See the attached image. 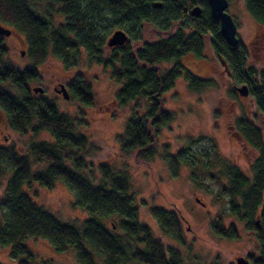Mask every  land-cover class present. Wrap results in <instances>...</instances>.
Segmentation results:
<instances>
[{
	"label": "trees",
	"instance_id": "16d2710c",
	"mask_svg": "<svg viewBox=\"0 0 264 264\" xmlns=\"http://www.w3.org/2000/svg\"><path fill=\"white\" fill-rule=\"evenodd\" d=\"M242 2L262 28L264 0ZM196 4L201 11L193 17L190 10ZM55 15L62 20L57 22ZM0 23L24 34L34 65L50 53L64 67H75L85 55L87 61L108 73L117 84L113 101L120 106L131 104L118 145L137 163H145L155 155L159 130L173 120V113L163 109L162 95L174 86L175 80L182 75L188 89L197 93L212 85L211 79L192 75L180 63L186 54H199L207 34L215 55L234 71L239 83L246 85L264 121V69L246 65L240 43L236 47L226 45L206 0H46L42 13L33 9L30 0H0ZM113 27L126 30L129 42L106 47ZM150 32L158 35L157 40H145V34ZM6 52L1 44L0 108L8 125L21 135L47 132L52 141L30 142L25 155L0 151V159L4 158L9 166V177L0 194V245L8 246L10 255L19 258L17 264L37 262L23 244L27 238L46 241L56 253L72 248L77 264H183L177 248L165 247L147 225L139 222L126 173L115 172L106 163H98L99 177L93 172L88 177L80 173L86 168L92 146L85 136L75 132L72 118L59 113L54 103L40 93L28 91V83L38 78L35 66L15 67L4 60ZM161 62L172 64L161 69L157 66ZM68 88L72 99L86 106L93 104L90 85L83 78L74 77ZM140 99L145 104L143 113L139 111ZM234 126L258 151L250 166L251 176L212 153L211 166L217 164L219 171L210 177L219 184L226 179L221 192L228 196V211L254 231L258 255L252 257V264H264V143L260 129L245 118L237 119ZM168 160L175 171L179 163L176 156ZM32 161L42 167L32 170ZM3 171L0 167V175ZM58 180L72 191V205L88 215L80 227L59 221L25 191L30 183L49 189ZM148 214L159 231L180 239L182 218L178 212L151 206ZM258 214L256 225L254 218ZM111 216L119 219L118 226L104 225L103 220ZM114 226L122 235L112 230ZM212 229L218 236L236 237L234 230H224L220 224L213 223ZM39 264L52 262L40 260Z\"/></svg>",
	"mask_w": 264,
	"mask_h": 264
},
{
	"label": "rangeland",
	"instance_id": "374dc122",
	"mask_svg": "<svg viewBox=\"0 0 264 264\" xmlns=\"http://www.w3.org/2000/svg\"><path fill=\"white\" fill-rule=\"evenodd\" d=\"M30 1L38 13H42L46 7V0ZM227 1L226 12L236 25L237 38L245 50L246 65L258 70L264 69V26H257L242 0ZM54 17L57 22L62 20L59 15ZM3 27L16 34L1 40L7 49L4 60L19 68L35 66L38 78L30 81L27 89L33 93L32 87L43 88L44 92L37 94L52 101L59 113L72 118L75 121V132L85 136L88 145L92 146L86 168L81 174L88 177L93 172L94 176L99 177L98 163L108 164L115 172L126 173L139 222L147 225L165 247L177 248L182 255L183 264H231L234 256L246 253L257 257V244L254 235L250 234L249 226L228 211V196L221 192V185L226 184V179H222V184H219L210 177L219 171L217 164L211 166L210 159L212 153H215L250 177V166L257 158L258 151L244 139L242 143L236 141L230 136L229 128L235 125L237 119L245 118L260 129L264 143V121L253 97L249 93L242 97L234 91V87L244 83H239L234 71L229 70L215 55L208 34L203 37L199 54H186L181 57L180 63L192 75L211 79L212 85L198 93L193 92L188 89L181 75L175 80L174 86L163 93V109L173 113V120L167 127L159 130L155 155L141 164L134 160L132 154L126 155L119 148L117 138L123 135L131 104L120 106L113 101L117 84L101 66L87 61L85 55H81L75 67L66 68L50 53H47L40 64L34 65L28 56L29 48L24 34L5 25ZM117 29L124 30L113 27L110 33ZM144 38L157 40L158 35L150 32ZM171 64L161 62L157 66L168 69ZM76 76L89 83L93 99L91 106L72 99L69 88L68 99L52 90L58 84L69 87ZM7 92L16 94L15 90ZM140 100L139 111L143 113L145 104ZM33 141L51 142L52 139L47 132L21 135L13 131L8 125L6 114L0 108V151L11 150L25 155L28 144ZM173 156L179 162L175 165V171L168 160ZM32 163V170L42 167L41 163ZM0 167L4 169V173L0 175L1 194L9 177V166L4 158L0 159ZM25 188L35 203L63 223L80 227L88 216L83 209L72 205L73 193L62 180L56 181L49 189L35 183H30ZM151 206L179 213L185 221L180 226L179 240L159 231L155 220L148 214ZM254 219H260L259 214ZM103 222L107 227H112V224L118 226L119 219L111 216ZM212 223L220 224L227 231L234 230L236 238L216 235L210 226ZM188 226L189 232L186 230ZM112 230L122 235L116 226ZM23 244L37 259L36 264L40 260H50L52 264H77L72 248L56 253L46 241L36 238H27ZM18 260L19 258L10 255L8 246L0 245V264H17Z\"/></svg>",
	"mask_w": 264,
	"mask_h": 264
},
{
	"label": "water",
	"instance_id": "95a60500",
	"mask_svg": "<svg viewBox=\"0 0 264 264\" xmlns=\"http://www.w3.org/2000/svg\"><path fill=\"white\" fill-rule=\"evenodd\" d=\"M209 13L213 20L218 22L219 25V34L222 40L228 45L229 47H236L239 44V39L236 35V25L233 22L231 16L226 12L228 1L227 0H206ZM158 6V4H156ZM200 6L198 4L194 5L191 10L190 14L193 17H197L200 14ZM11 33L10 29H7L0 25V35L7 36ZM128 36L123 30H114L106 40V47H116V46H123L127 43ZM23 54V53H22ZM234 91L242 97L248 95V89L246 85L236 86L234 87ZM33 93H42L43 88L41 87H33ZM57 93L61 94L64 99H68L69 95L64 87L63 84L59 85V88L56 90ZM235 264H249L246 259L243 257H238L235 259Z\"/></svg>",
	"mask_w": 264,
	"mask_h": 264
},
{
	"label": "flooded vegetation",
	"instance_id": "af4514ba",
	"mask_svg": "<svg viewBox=\"0 0 264 264\" xmlns=\"http://www.w3.org/2000/svg\"><path fill=\"white\" fill-rule=\"evenodd\" d=\"M0 25L1 26H3L1 23H0ZM15 36L16 34L11 30V33L9 34V35H7V36H4V35H0V45L2 44L1 43V40L5 37V38H9L10 36ZM3 45V44H2ZM6 48V47H5ZM7 50V49H6ZM19 68V67H18ZM25 68H27V67H25ZM59 85L60 84H58L57 86H54L53 88H52V90L56 93V94H58V95H60L61 96V94H59V93H57L56 92V90L59 88ZM64 85V87L66 88V90H67V92H68V85H65V84H63ZM33 88V87H32ZM29 91V90H28ZM30 92V91H29ZM43 92H44V89H43ZM42 92V93H43ZM68 95H69V93H68ZM69 97H70V95H69ZM229 132H230V136H232L236 141H240V143H242L243 142V138L241 137V135L238 133V131H237V129L235 128V126L234 125H231L230 126V128H229ZM195 198V200L197 201V202H199L198 201V199L196 198V197H194ZM201 205L203 206V204L201 203ZM260 210V209H259ZM181 223H185V221L184 220H182L181 219ZM213 224V223H212ZM212 224L210 225V226H212ZM215 224V223H214ZM256 225H259V219H256ZM224 230H226V228H223ZM186 230H187V232H189L190 231V228H189V226L186 228ZM251 232H250V234H253V235H255L254 234V231L253 230H250ZM220 237H222V236H220ZM236 238V237H235ZM234 238V239H235ZM254 241L256 242V240H255V236H254ZM257 244V243H256ZM258 248V247H257ZM238 257H243L244 259H246L247 261H248V263L249 264H252V257H253V255L252 254H250V253H246V254H239L238 256H234L233 258H232V260H231V264H235V259L236 258H238ZM253 259H254V257H253Z\"/></svg>",
	"mask_w": 264,
	"mask_h": 264
}]
</instances>
